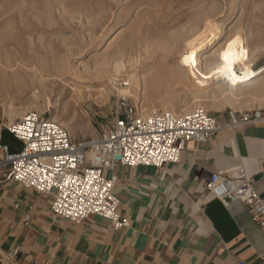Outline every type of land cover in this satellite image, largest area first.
I'll use <instances>...</instances> for the list:
<instances>
[{
    "label": "rangeland",
    "instance_id": "1",
    "mask_svg": "<svg viewBox=\"0 0 264 264\" xmlns=\"http://www.w3.org/2000/svg\"><path fill=\"white\" fill-rule=\"evenodd\" d=\"M216 26L220 40L208 56L236 33L257 50L252 69L264 66V0H0V46H7L0 57L1 121L8 126L36 111L73 139L91 141L114 120L118 97L143 116L201 108L217 119L264 108V74L234 94L221 93L223 82L198 87L178 75L182 41L207 39ZM105 65L108 72H97ZM129 77L141 79V92H123V82L132 87ZM81 85H98L92 91L102 98H72L69 87Z\"/></svg>",
    "mask_w": 264,
    "mask_h": 264
},
{
    "label": "crops",
    "instance_id": "2",
    "mask_svg": "<svg viewBox=\"0 0 264 264\" xmlns=\"http://www.w3.org/2000/svg\"><path fill=\"white\" fill-rule=\"evenodd\" d=\"M5 127L0 118L2 142L18 152ZM238 165L264 198L263 125L189 142L177 164L160 169L105 171L116 178L117 213L129 221L120 230L95 215L56 217L50 196L0 172V264H264V227L243 204L225 208L204 189L212 173Z\"/></svg>",
    "mask_w": 264,
    "mask_h": 264
},
{
    "label": "built area",
    "instance_id": "3",
    "mask_svg": "<svg viewBox=\"0 0 264 264\" xmlns=\"http://www.w3.org/2000/svg\"><path fill=\"white\" fill-rule=\"evenodd\" d=\"M126 100L117 98L114 120L101 125L97 138L91 141L73 139L45 113H24L5 127L21 143L18 152H11L0 135L3 178L50 196L51 211L56 217L81 222L95 215L120 230L129 221L117 213L116 178L106 177L105 171L119 166L160 169L177 164L189 142L203 144L225 129L264 126V108L229 110L222 122L201 108L185 115L153 111L143 116ZM204 189L225 208L243 204L252 219L264 227V198L258 195L241 165L229 172L212 173Z\"/></svg>",
    "mask_w": 264,
    "mask_h": 264
},
{
    "label": "bare ground",
    "instance_id": "4",
    "mask_svg": "<svg viewBox=\"0 0 264 264\" xmlns=\"http://www.w3.org/2000/svg\"><path fill=\"white\" fill-rule=\"evenodd\" d=\"M217 27L218 26L213 28L214 33H212V35L207 39L196 40L198 37L197 38L193 37L194 39H191V40L185 39L182 41L181 44L184 47V50L182 53H180V56L178 59V63H177L178 72L177 73H178V75L184 76L186 79L192 80V83L198 87L205 86L207 84V82L211 81V80L223 82V87H222L223 91L221 93L224 92V93L234 94V93H232L233 90H236L237 88H239L245 84H252L254 81L257 80L258 77L263 75L264 74V66H261L257 69H252V67H251L252 66L251 65V63H252L251 56L254 53H256L257 50L256 49H247L245 40L242 37V35L236 34V33L231 38L227 39L226 42L221 47H219L212 56H208L207 50L208 49L210 50L211 47L213 45L217 44L220 40V32L221 31H220V29L218 30ZM237 37L239 38V40L237 41V45L243 49V53L241 54L239 52V49L236 46H234L233 51H236L238 53V57H239L238 62L233 66L234 70L237 71L238 75L242 74L243 72H246V71L247 72H254L255 75H252L251 78L249 80L245 81L244 83H239V84L233 85L224 76L216 74V69L225 64V61L222 58V54L228 49L229 42L236 40ZM6 47L7 46H2V45L0 46V57L3 55L2 48H6ZM201 50H205V51L202 53ZM191 52L196 53V62H195L194 66L189 67L183 61H184L185 55H188ZM200 52L204 55V57H201L199 55ZM202 59L205 61L204 65L202 64V61H201ZM107 65L102 66L103 68H100L99 71H97V72H101V71L108 72ZM31 71L33 72L34 78L39 80V78L41 77L40 67L35 66L31 69ZM129 82L132 84V87H130V84L128 82H125L126 88H124L123 92H125L126 94H130V90H133V89H137L138 92H141L142 86H141V79L140 78L129 77ZM39 85H42V84H39ZM60 86L65 87L62 84H60ZM97 87H98V85H91V86L84 85L82 87H78V89L76 86V89H74V90H73V88L69 87V90L72 93V95H71L72 98L74 97L75 99H84V101H85V99H88V100H93L94 102H96L99 97L102 98L101 94L99 96H96L92 91L93 89H95ZM97 91L99 93H102V92L105 93V88L99 87V89H97Z\"/></svg>",
    "mask_w": 264,
    "mask_h": 264
},
{
    "label": "snow or ice",
    "instance_id": "5",
    "mask_svg": "<svg viewBox=\"0 0 264 264\" xmlns=\"http://www.w3.org/2000/svg\"><path fill=\"white\" fill-rule=\"evenodd\" d=\"M238 40L239 38L237 37L236 40L229 42L228 49L222 54V58L225 61V64L216 69V74L224 76L233 85L244 83L245 81L249 80L252 75H255L254 72L247 71L238 75L237 71L234 70L233 66L238 62L239 58L238 53L236 51H233L234 46L239 49V52L241 54L243 53V49L237 45ZM183 62L189 67L194 66L196 62V53L191 52L190 54L185 55Z\"/></svg>",
    "mask_w": 264,
    "mask_h": 264
}]
</instances>
